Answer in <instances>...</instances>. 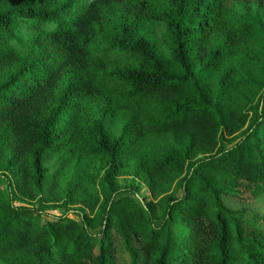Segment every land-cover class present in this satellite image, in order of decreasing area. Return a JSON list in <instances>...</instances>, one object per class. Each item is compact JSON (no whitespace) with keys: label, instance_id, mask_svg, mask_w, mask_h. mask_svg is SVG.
<instances>
[{"label":"trees","instance_id":"1","mask_svg":"<svg viewBox=\"0 0 264 264\" xmlns=\"http://www.w3.org/2000/svg\"><path fill=\"white\" fill-rule=\"evenodd\" d=\"M248 195L264 0H0V264H264Z\"/></svg>","mask_w":264,"mask_h":264},{"label":"rangeland","instance_id":"2","mask_svg":"<svg viewBox=\"0 0 264 264\" xmlns=\"http://www.w3.org/2000/svg\"><path fill=\"white\" fill-rule=\"evenodd\" d=\"M120 182L122 184L131 183V179L130 178H121ZM146 196H149V191L144 186L139 191V198H135V199L137 201H139L141 198H144ZM225 202L227 205H229L233 208L243 207L247 211H258V212L264 211V200H259V199L253 198V196H251V195H248V197L245 199L237 198V197H227L225 199ZM49 212L54 214V215H58L61 212V209H55V210H51ZM68 216L71 218H76L73 214H69ZM113 254H114L116 264H127L128 263V257L126 255V253L120 248L119 245L116 246V249L113 252Z\"/></svg>","mask_w":264,"mask_h":264}]
</instances>
